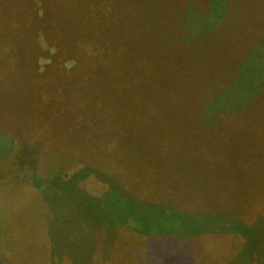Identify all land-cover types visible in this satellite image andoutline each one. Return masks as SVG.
I'll use <instances>...</instances> for the list:
<instances>
[{
  "label": "rangeland",
  "instance_id": "obj_1",
  "mask_svg": "<svg viewBox=\"0 0 264 264\" xmlns=\"http://www.w3.org/2000/svg\"><path fill=\"white\" fill-rule=\"evenodd\" d=\"M48 1L49 6L43 4L45 24L25 12V9H34L28 0H0V264H73L67 256L61 260L60 256L44 251L42 233L47 225L54 227L56 209L45 198L44 203L41 202V188L31 182L33 166L23 165L20 158L23 152L20 137L41 138L46 146L54 148L66 146L67 142L79 146V140L86 141L95 151H107L105 154L110 160L120 162L125 156L129 162L137 164L141 177L136 183L144 190L138 189L142 195L153 188L156 194L174 196L185 203H190L193 196L202 195L203 208L209 213L220 214L222 208L235 207L237 211L233 215L258 226V220L251 217L252 211H257L253 206L259 199L264 200V187H259V183L264 186V38L260 42L263 47H260L253 64L249 61L250 55L246 58V54L262 37L264 20L257 21L254 12L249 17L247 11L240 10L233 21L224 22V29L217 34L229 44L228 51L233 53L215 58L209 67L211 70L206 66H193L194 62L202 61L200 55L189 59L182 53L180 57L185 62L182 68V64L178 65L172 59L177 56L167 46L169 27L175 21L179 1L140 0L134 20L139 24L129 26L123 22L119 36L112 25L104 21L93 22L109 44L116 45L118 39V45L126 44L141 37L142 45H147L146 57L141 49L142 54L137 51L135 55V70L138 72L124 75L123 70H117L121 59L114 63L109 61L108 66L95 65L89 55L74 51L79 40L75 31L78 10L72 9L75 12L71 14L68 8L61 16L57 7L61 1ZM64 1L66 7L75 2ZM83 7L84 4L78 9ZM57 9L59 15L56 17L60 20L51 21L50 10ZM186 10L192 16L190 6ZM194 11L197 16L195 8ZM190 18L186 17L187 33L191 32ZM43 24L50 30L49 37L53 34L52 38H56L53 44L62 41L60 34L53 31L69 29L70 35L63 36L64 46L59 44L62 49L56 50L55 54L62 60L74 58L80 66L72 71L64 70L62 65L41 69L39 55L45 50V41L39 37L41 50L36 47L35 30ZM234 40L237 45L231 49ZM161 58L171 60V66H162ZM245 67H250L249 91L231 90ZM132 75L137 83H132ZM114 81L123 83L115 86ZM126 84L127 88L124 87ZM194 89L204 90L205 103L215 98H232V107L214 112L212 117L215 116L216 121L209 125L210 128L200 123L188 127L185 120L177 121L181 101L184 97L190 99ZM101 97L105 104L109 101L116 107L111 117L113 123L105 127V117L100 115L95 120L87 114L93 127L87 129L90 139L119 138L121 133L129 137L119 139L120 145H114L110 150L97 148L88 136L80 139L75 120L69 118L72 114L86 119V114L81 113L88 108L84 105L99 106ZM193 103L194 99H190L184 106L188 109ZM134 106L139 109L137 114ZM148 134H151V140L140 144ZM193 154L205 159L202 176L198 168L201 165L190 161ZM87 181L83 180L78 186L82 193L94 197L101 195L98 185ZM230 212L226 210L224 213ZM91 225L87 229L94 233L95 225ZM61 227L72 229L86 225L69 220V225L65 223ZM69 229L63 231L67 234ZM78 230H75L76 237ZM92 233L91 239L94 238ZM46 240L48 251H51L53 238ZM215 241L218 245L219 238ZM58 243L61 248L69 246L73 255H77L74 251L78 249L87 251L95 247V241H78L76 238ZM109 243L107 236L105 251H108ZM216 248L199 249L200 264L214 263L221 256L220 248ZM118 252H113L111 264L139 259L132 254L128 240L122 241Z\"/></svg>",
  "mask_w": 264,
  "mask_h": 264
},
{
  "label": "trees",
  "instance_id": "obj_2",
  "mask_svg": "<svg viewBox=\"0 0 264 264\" xmlns=\"http://www.w3.org/2000/svg\"><path fill=\"white\" fill-rule=\"evenodd\" d=\"M60 1L57 7L61 10V16L67 13L68 8L71 14L75 12L72 10L75 8L79 12V21L75 27L79 40L75 44L74 51L89 55L88 58L95 61V65L99 63L108 66L109 61L114 63L116 59H121L117 70H123L124 75L138 72L135 70V55L138 51L140 54L144 53L146 57L148 49L147 45H142L141 37L132 39L130 43L119 45V39L115 37L118 39L117 44L112 45L101 37L99 26L95 28L93 22L104 21L112 25L116 36H119L121 35L120 25L123 22L126 21L129 26L133 23L139 24L134 20L137 6L141 4L140 0H117L116 3L112 0H75L67 7L64 5V0ZM178 1L175 21L169 27L167 46L172 54L177 56L172 59L178 65L182 64V68L185 63L180 57L182 53L189 59L200 55L202 61L194 62L193 66H201V68L204 66L209 68L211 62L219 55L226 57L231 55L233 52L228 51L229 44L222 41L217 34L224 29V22L233 21L240 10L247 11L249 17L254 12L257 21L264 20V0H186L183 6L184 0ZM28 2L34 6V9H25V12L31 14L33 19L47 24L43 4L49 6V1L28 0ZM83 4L84 7L78 9ZM188 6L191 8L192 16L187 14ZM23 7L26 8L24 2ZM194 8L197 10V16ZM58 9L50 10L51 21L60 20L56 17L59 15L56 13ZM189 16L191 17L189 23L191 32L187 33L185 31L186 17ZM72 21L75 22V20ZM49 32V28L46 29L44 24L35 30L36 47L41 50L39 37L42 36L45 41V50L39 55L41 69L47 66L62 65L64 70L72 71L74 67L80 66L74 58L67 57L62 60L55 54L56 50L58 52L62 49L60 45L64 42L63 36L66 33L67 36L70 35L69 29L53 31L58 32L62 38L61 42L55 44L52 42H55L56 38H52L53 34L49 37ZM262 38H264V33L260 41L253 43L247 51L246 58L250 55L249 61L252 64L257 60L260 47H263L260 45ZM134 40L136 42H133ZM235 45L237 43L234 40L230 44L231 49L235 48ZM205 57L206 62H203ZM183 60H185L184 56ZM170 61L161 58L162 66H171ZM249 68L242 69L240 78L234 84L232 83L231 88L233 89L231 90L235 88L241 92L249 91L247 88ZM166 70L169 71V69ZM131 80L132 83H137L135 75L131 76ZM112 83L115 86H121L123 82L114 81ZM128 85L131 86V84ZM124 87L127 88V84ZM192 92H194L190 98L194 99L192 107L185 108V103L190 99L184 97L177 114V121L185 120L188 127L200 123L210 128L209 125L216 121L215 116L212 117L214 112L226 111L232 107V98L221 100L215 98L205 103L203 101L204 90ZM84 106L88 108L81 113L86 114V119L69 113V118L75 120L77 136L80 139L83 136H88L90 139L87 129L93 127L89 124L88 115L95 120L100 115L105 117V127L113 123L111 117L116 108L113 103L108 101V104H105L101 97L99 106L89 104ZM137 110H139L138 107L134 106L136 114ZM128 111L132 112L130 109ZM196 118H198L197 122ZM206 118L208 122H205ZM121 138L129 139L128 135L121 133L119 138L117 136L97 137L90 140L97 148L110 150L114 148V145H120L119 139ZM150 140L151 134H148L140 144ZM20 143L23 150L20 156L21 161L28 168L33 166L31 182L41 188V202L44 203L43 198H45L53 203L56 209V216L53 217L54 227L47 225L42 233V239L45 240V253L46 251L51 252L52 255L60 256L61 260L67 256L71 258L73 264L81 262L111 264L113 252L119 253L122 241L128 240L132 254L139 259L123 264H200L199 249H217L216 247L220 248L221 256L217 257L218 259L212 264H264V223L259 224L264 222V200L262 199H259L253 206L257 210L252 211L251 217L255 221L258 220V226H255L253 225L255 222L249 223L245 219L246 222H244L238 219V216L233 215L237 211L235 207L222 208L220 214L209 213L203 208L202 195L193 196L190 203L181 202L174 196L156 194L153 188H149L145 191L146 194L142 195L138 190L140 186L136 183L141 177L137 171V164H132L125 156L120 162L110 160L108 154H105L107 151H95L94 147L86 141L79 140V146H73L67 142L68 145L61 146V148L46 146L44 140L37 137H20ZM190 161L201 165L198 168L200 169L199 175L202 176L204 157L193 154ZM75 170L77 171L74 172ZM83 180L96 183L98 189L102 191L101 195L94 197L82 193L78 186ZM259 187L264 186L259 183ZM140 190L144 191L142 187ZM226 210L231 212L224 213ZM46 217L47 214H45ZM69 220L79 221L86 227H73L72 229L61 227L65 223L69 225ZM91 224L95 225L94 233L87 229V227H92ZM63 229L70 231L66 234ZM76 229H79L77 237ZM91 233L94 235L93 239H91ZM107 236L110 243L108 251H105ZM51 238H53V243L51 251H48L49 244L46 239ZM73 238L85 242L95 241V247L87 251L78 249L74 251L77 255H73L69 246L61 248L58 243V241H70ZM217 238H219L218 245L215 244ZM57 243L58 246H56Z\"/></svg>",
  "mask_w": 264,
  "mask_h": 264
}]
</instances>
